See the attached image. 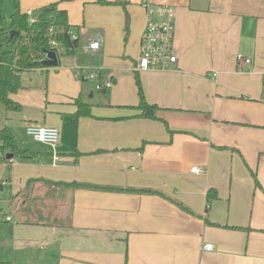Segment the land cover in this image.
<instances>
[{
    "label": "crops",
    "instance_id": "crops-1",
    "mask_svg": "<svg viewBox=\"0 0 264 264\" xmlns=\"http://www.w3.org/2000/svg\"><path fill=\"white\" fill-rule=\"evenodd\" d=\"M107 1L125 3L21 0L25 12L58 2L81 38L85 26L74 14L96 8L105 44L91 56L114 84L101 90L107 99L91 101L73 55L61 73L65 56L56 67L26 70L46 75L49 91L32 111L15 97L20 90L11 94L34 141L24 150L41 155L1 162L12 173L10 195L18 193L10 215L16 231L51 251L52 264H264V0H153L175 7L178 62L142 72L133 65L145 10L140 0ZM125 32L132 45L123 46ZM139 84L157 119L140 115ZM79 103L91 114L77 115ZM32 123L59 128L58 160L26 134ZM71 183L157 194L64 185Z\"/></svg>",
    "mask_w": 264,
    "mask_h": 264
},
{
    "label": "trees",
    "instance_id": "trees-1",
    "mask_svg": "<svg viewBox=\"0 0 264 264\" xmlns=\"http://www.w3.org/2000/svg\"><path fill=\"white\" fill-rule=\"evenodd\" d=\"M95 2L102 5H123L125 3L123 1L107 0H95ZM12 6L13 12L10 17H7L5 0H0V103L3 104L6 111H20L22 109L21 104L13 100L11 94H15L23 88L22 72L48 69L42 63L48 50H54L59 53L58 48L61 47L65 49V53H59L60 57L66 54H73L79 47V39L72 38L71 33L78 27L69 22L68 12L65 9H61L58 2L33 11L35 18L33 22H30L27 13L22 11L21 0H12ZM128 23L129 19L127 17L126 32L129 29ZM12 31H15L13 37H11ZM52 40L58 43L57 47L51 45ZM139 95L140 103L137 107L142 111L140 115L157 119L156 112L158 107L145 100L140 84ZM90 114V108L83 103H79L77 115ZM0 153L2 154V162L9 161L5 157L8 153H13L14 157L17 158L33 161H38L41 158V155L37 153L20 149L15 136L6 128L0 129ZM47 161H51L49 156ZM64 185L157 194V191L150 189L108 188L80 183ZM208 197L207 210L210 206L209 201L212 195L209 193ZM0 264H11V262L0 261Z\"/></svg>",
    "mask_w": 264,
    "mask_h": 264
},
{
    "label": "rangeland",
    "instance_id": "rangeland-1",
    "mask_svg": "<svg viewBox=\"0 0 264 264\" xmlns=\"http://www.w3.org/2000/svg\"><path fill=\"white\" fill-rule=\"evenodd\" d=\"M21 5L23 7L24 3H22ZM33 9L38 10V8ZM5 12L7 14V17H10L13 12L12 0H5ZM74 16H76V19H80L79 21L82 22V26L83 23L85 26V36H82V41H84L86 38L88 39L92 35V33L96 32L98 29L105 27L102 22V16L96 8H87V11L85 12H82V9L80 8V10L76 11V14H74ZM73 32L78 33V29L73 30ZM127 36L128 34H126V32L122 36L123 46H125V42H128L130 45L133 44V41L131 42L129 38L130 36H128V39H126ZM136 48L137 46L134 47V49ZM130 51L133 52V48H130ZM78 54L80 55L83 63H88L90 61L95 64L102 63L100 58L92 57L90 54H87L82 50H80ZM69 55H73L75 58L76 56H78L77 52L64 55L65 57L61 59L62 67H59L60 73L63 72L65 68H68V63L72 61L71 57H66ZM80 57L78 58L80 59ZM53 71L54 70L52 68L51 72ZM105 72L109 74L107 68ZM78 80L83 81L80 79ZM48 82L49 80L46 78V75L42 74L41 72L24 71L22 72V85L24 87L15 95V97L19 98L20 101H23V103H27L29 105L27 107H29L32 111L33 109H35V106L31 105L30 103H37L39 99H42L43 97H45V95H47V92L49 91ZM84 88L87 95L91 94V92L94 94V100L91 101L95 103H97V101H100L101 99L108 98V94H102L101 90H98L96 88V82L92 80L85 82ZM109 90L110 89H108V91ZM50 96L52 95L50 94ZM17 114L18 112L6 111L3 104L0 103V128L5 127L6 125L9 126L11 128L12 134H14L15 136L18 146L22 150H24L28 146L32 147L34 141L32 139H29L25 135L24 127L22 126L24 122L18 119V117L16 116ZM0 160L2 162L1 153ZM1 162L0 177L2 178H0V183H3L4 180H8L9 183L8 185L5 184L4 190H0V261H8L11 262V264H52L55 258L51 251H47L46 248H42L41 245L37 246V244L35 245L34 242L32 243L28 241L27 238L19 236L18 232L16 231V224L14 223V221H12L13 219L11 220L12 216L10 215H14L13 203H11V201H15L17 199L18 193L14 194V196L10 195L11 180H9V178H11L12 173L10 169L4 168L5 165ZM41 180H30V184H32L33 182H40ZM22 195L24 196L25 193ZM15 217H17V215H15ZM8 218H10L12 222H8ZM18 255L21 256L18 257Z\"/></svg>",
    "mask_w": 264,
    "mask_h": 264
},
{
    "label": "built area",
    "instance_id": "built-area-1",
    "mask_svg": "<svg viewBox=\"0 0 264 264\" xmlns=\"http://www.w3.org/2000/svg\"><path fill=\"white\" fill-rule=\"evenodd\" d=\"M140 3L145 10V25L140 38V54L133 65V69L136 72L176 69L178 58L174 53L176 31L175 7L169 4L154 2L153 0H140ZM26 13L29 16L30 22L35 21L33 10L29 9ZM71 35L73 39H79V47L76 50L77 55L80 50L87 54L95 55L104 48L105 35L102 29H98L84 41H82L79 33L72 32ZM51 45L57 47L58 43L52 40ZM58 49L59 53H65L64 48L60 47ZM56 53L59 60V53ZM78 57L76 56L75 63L72 65L76 78L95 81L98 90H107L113 86V76L105 72L106 67L104 64H95L92 61L83 63ZM237 58L247 64L251 63V58L244 57L242 54H238ZM25 131L28 136L49 145L53 149L54 161L60 158L56 151L60 140V130L58 127L32 123L26 126ZM192 171L200 173L204 171V168L196 166ZM8 219L10 220V218ZM204 249L208 251L212 250L213 244L206 243Z\"/></svg>",
    "mask_w": 264,
    "mask_h": 264
},
{
    "label": "water",
    "instance_id": "water-1",
    "mask_svg": "<svg viewBox=\"0 0 264 264\" xmlns=\"http://www.w3.org/2000/svg\"><path fill=\"white\" fill-rule=\"evenodd\" d=\"M15 34V31L11 32V37H13ZM42 63L47 66V67H56L59 65V60H58V55L56 53V51L54 50H48L46 52V57L42 60ZM6 159L10 160L14 158V154L13 153H8L6 154ZM3 189V185L2 183H0V190Z\"/></svg>",
    "mask_w": 264,
    "mask_h": 264
}]
</instances>
